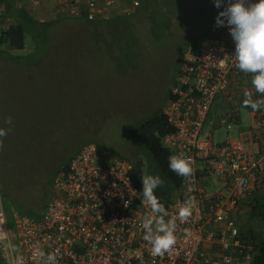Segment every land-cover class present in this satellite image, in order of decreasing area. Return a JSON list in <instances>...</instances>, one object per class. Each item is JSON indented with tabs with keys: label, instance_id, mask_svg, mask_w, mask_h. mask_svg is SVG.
<instances>
[{
	"label": "rangeland",
	"instance_id": "374dc122",
	"mask_svg": "<svg viewBox=\"0 0 264 264\" xmlns=\"http://www.w3.org/2000/svg\"><path fill=\"white\" fill-rule=\"evenodd\" d=\"M220 10L213 0H144L130 14L96 23L100 30L93 41L85 24L78 27L77 20L42 8L30 14L54 22L48 44L27 32L22 49L0 45L7 50L0 52V127L9 128L4 121L12 118L11 130L0 138V206L17 248L16 215L46 209L58 173L85 143L147 168L139 128L162 108L166 65L211 39ZM14 21L0 20V30ZM237 99L241 124L231 130L220 124L228 120L229 103L219 94L202 133L214 129V137L224 140L246 127L252 109L243 105L241 94ZM3 252L0 247V264H7ZM240 264L248 263L242 259Z\"/></svg>",
	"mask_w": 264,
	"mask_h": 264
},
{
	"label": "built area",
	"instance_id": "2783aa9c",
	"mask_svg": "<svg viewBox=\"0 0 264 264\" xmlns=\"http://www.w3.org/2000/svg\"><path fill=\"white\" fill-rule=\"evenodd\" d=\"M29 1L46 10L52 8L63 17L88 21L130 14L141 4V0ZM4 15L1 5L0 18ZM234 48L225 26L219 27L208 42L187 50L163 108L171 127L163 136V144L171 155L190 158L194 168V174L184 178L185 196L163 203L169 217L176 219V240L170 250L163 256H153L151 246L143 239L142 220L155 214L141 203L143 196L133 177V163L107 148L85 143L58 173L46 209L38 215H16L18 254L23 264H39L40 250L56 253L57 264H220V260L228 264L231 257L222 251L214 259L199 257L202 241L215 239L214 232L205 234L202 230L211 220L225 221L232 231V235L225 230L219 232L223 249H238L239 261L252 264L253 254L238 247L239 229L226 211L263 187L264 110L250 115L252 122L233 137L231 134L218 140L214 129L202 133L219 94L230 106L228 120L222 118L220 124L231 130L234 123L242 122L234 104H239V94L244 100L246 85L238 78L242 72L234 66ZM249 90L257 99H264L254 88ZM210 181L218 184L213 183L208 191ZM182 207L191 210L184 222L177 216ZM0 223L10 238L1 206ZM3 254L9 264L5 250Z\"/></svg>",
	"mask_w": 264,
	"mask_h": 264
},
{
	"label": "clouds",
	"instance_id": "9594fccd",
	"mask_svg": "<svg viewBox=\"0 0 264 264\" xmlns=\"http://www.w3.org/2000/svg\"><path fill=\"white\" fill-rule=\"evenodd\" d=\"M213 2L216 8L221 9L215 18V27H228L235 44L232 55L234 66L241 72L250 74V83L255 92L264 96V0H213ZM2 5L5 13V3ZM4 16L5 18H0L1 21L11 18L8 15ZM12 23L7 26L4 25L1 30ZM243 105L254 112L264 110V99L254 100L252 94L246 91ZM4 123L9 125V128L0 127V138L6 136L8 131L11 130L12 118H6ZM168 167L181 177L187 178L194 174L190 158L179 155L169 156ZM141 178L143 196L141 203L150 207L151 213L155 214L145 215L142 220L143 239L151 246L150 251L153 256H163L175 244L176 219L169 217L164 204L156 195L155 190L164 183L161 176L158 174H144L142 171ZM190 215L191 210L189 207H182L177 213L181 222H184ZM165 217L169 218L165 219ZM0 247L5 250V256L8 258L9 264H23V260L18 254L17 245L12 242L7 235V231L2 227H0ZM37 256L39 264H57L58 257L56 253H46L40 250Z\"/></svg>",
	"mask_w": 264,
	"mask_h": 264
},
{
	"label": "trees",
	"instance_id": "16d2710c",
	"mask_svg": "<svg viewBox=\"0 0 264 264\" xmlns=\"http://www.w3.org/2000/svg\"><path fill=\"white\" fill-rule=\"evenodd\" d=\"M5 3V15L14 17L15 21L0 31V45H6L7 49H22L25 47V34L27 32L33 34L36 38L42 39L44 44L49 43L50 27L53 21H44L34 18L26 7L19 0H0V6ZM70 18V17H66ZM77 20L78 27L86 25L91 31L90 37L93 41H98L94 33L100 28L96 25L101 24L100 21H88L84 18H72ZM76 27V26H75ZM89 35L88 31L85 32ZM38 43V42H37ZM39 44H36V46ZM0 48V52L5 53ZM2 55V54H0ZM160 108L159 110H161ZM157 110L154 114L147 117L140 123L139 136L142 139L146 151L147 168L145 170L137 168L133 165L134 180L142 192V171L144 174H158L164 180L163 185L158 187L155 192L161 203H167L174 200L178 196H185L184 178L178 176L168 167V158L171 151L163 144V136L171 130L167 125L163 111ZM115 154V153H114ZM118 155V154H117ZM118 157H120L118 155ZM120 158H126L121 156ZM249 218L251 220L264 221V202L258 199L251 202ZM243 240H250L252 243L251 252L253 254L252 264H264V237L258 236L255 232L250 235L240 234ZM4 259V258H3Z\"/></svg>",
	"mask_w": 264,
	"mask_h": 264
},
{
	"label": "crops",
	"instance_id": "0c3cea01",
	"mask_svg": "<svg viewBox=\"0 0 264 264\" xmlns=\"http://www.w3.org/2000/svg\"><path fill=\"white\" fill-rule=\"evenodd\" d=\"M143 1L144 0H141V5H142ZM20 3L26 7V9L29 11V13H32L30 10H40L42 8H44L46 10L45 6L42 7V6L34 5L33 3L31 4V2L29 0H22V1H20ZM141 5L139 7H141ZM48 9L49 8H47V10ZM55 14L59 16V13L54 12L53 15H55ZM114 15H120V14H118V13L112 14L111 16H114ZM238 78H239V80H248L249 86L251 88H253V86L250 83V81H251V75L250 74H245L242 72V74ZM249 86L246 85V90L249 89ZM229 108H230V106H229ZM255 112L253 110L249 112V120H248L249 123L246 126H248L252 122L250 115H253ZM213 183L215 184V182H213ZM213 183H212V181H210V185L207 188L208 191L212 190ZM257 190H259V191H257ZM257 190H255L254 194L249 195V196H245L244 198H241L235 205H233L230 209H228L226 211L228 218L233 219L236 223V226L239 229V233L236 236V239L239 241L238 247L243 248L247 252H251L250 250H251V247L253 245H252L250 240H243L240 234L243 233L244 235H250L251 232H255L258 236L264 235V221H262V220H251L248 218L249 213H250L251 202H254L257 199L261 202H264V184H263L262 188L259 187V189L257 188ZM262 191H263V194H262ZM240 212H244V215H246V217L244 219L236 217V215L238 216ZM202 230H203V232H205V234L207 233V231L214 232L215 239L214 240H207L205 238L202 241V244H201L200 250H199V257L200 258H204V257L209 256V257L214 259L216 257V255L222 251V252L228 253L230 255L231 261L233 259H235L236 264L241 263L239 261L241 259V253L239 252V250L238 249H232V248H228V249L224 250L223 244L218 239L219 232L222 230H225L228 233V235H232V231L229 228V226L226 225L225 221L215 222L214 220H211L209 222H206L205 225L202 226ZM220 264H226V263H224L222 260H220Z\"/></svg>",
	"mask_w": 264,
	"mask_h": 264
},
{
	"label": "flooded vegetation",
	"instance_id": "af4514ba",
	"mask_svg": "<svg viewBox=\"0 0 264 264\" xmlns=\"http://www.w3.org/2000/svg\"><path fill=\"white\" fill-rule=\"evenodd\" d=\"M185 53L186 51L179 53L174 59V61H172V63H169V65L168 64L166 65L165 72L167 74L165 76V80H162L163 87H162V91L160 94V107L162 108L165 107V105L169 101L170 89L175 81V78L178 72L180 71L184 63Z\"/></svg>",
	"mask_w": 264,
	"mask_h": 264
}]
</instances>
